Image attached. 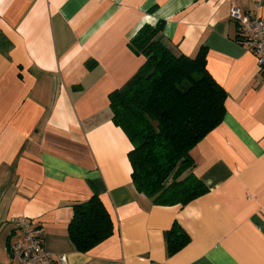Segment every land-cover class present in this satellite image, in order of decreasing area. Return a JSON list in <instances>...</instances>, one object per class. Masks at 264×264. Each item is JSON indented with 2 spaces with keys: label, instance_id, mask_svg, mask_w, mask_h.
Listing matches in <instances>:
<instances>
[{
  "label": "crops",
  "instance_id": "obj_1",
  "mask_svg": "<svg viewBox=\"0 0 264 264\" xmlns=\"http://www.w3.org/2000/svg\"><path fill=\"white\" fill-rule=\"evenodd\" d=\"M232 9L262 16L264 0H0V264H11L19 218L68 264H264V79ZM160 21L174 55L205 49L226 94L222 122L190 151L209 191L184 207L136 189L132 145L110 111L109 94L145 62L130 41ZM94 195L114 231L82 253L69 223ZM174 223L189 242L168 254Z\"/></svg>",
  "mask_w": 264,
  "mask_h": 264
},
{
  "label": "trees",
  "instance_id": "obj_2",
  "mask_svg": "<svg viewBox=\"0 0 264 264\" xmlns=\"http://www.w3.org/2000/svg\"><path fill=\"white\" fill-rule=\"evenodd\" d=\"M162 29V21L145 24L130 41L145 62L123 88L109 94L110 111L132 145L129 159L136 189L156 205L184 207L209 191L192 173L190 151L222 122L226 94L206 68L205 49L194 58L174 55L159 39ZM68 230L82 253L113 234L98 195L74 205ZM188 242L174 223L167 233L168 254Z\"/></svg>",
  "mask_w": 264,
  "mask_h": 264
},
{
  "label": "built area",
  "instance_id": "obj_3",
  "mask_svg": "<svg viewBox=\"0 0 264 264\" xmlns=\"http://www.w3.org/2000/svg\"><path fill=\"white\" fill-rule=\"evenodd\" d=\"M230 19L238 28V43L250 51L264 79V14L262 16L242 13L232 9ZM20 232L19 241L10 247L11 264H68L64 255L53 257L44 250L42 230L25 218L14 221Z\"/></svg>",
  "mask_w": 264,
  "mask_h": 264
}]
</instances>
